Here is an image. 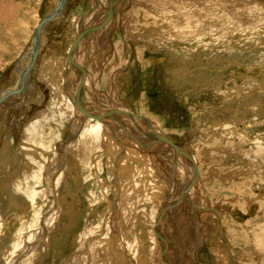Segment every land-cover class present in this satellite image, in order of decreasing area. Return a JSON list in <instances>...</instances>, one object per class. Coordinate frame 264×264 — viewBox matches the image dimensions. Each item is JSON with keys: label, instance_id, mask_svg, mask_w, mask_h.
Wrapping results in <instances>:
<instances>
[{"label": "rangeland", "instance_id": "rangeland-1", "mask_svg": "<svg viewBox=\"0 0 264 264\" xmlns=\"http://www.w3.org/2000/svg\"><path fill=\"white\" fill-rule=\"evenodd\" d=\"M16 1H0V13L9 17H0V39L6 47L0 50V88L15 87V60L30 48L34 28L57 0ZM132 1L125 0L128 7L123 5L125 10L101 27L96 52L87 63L89 73L83 74L93 92L90 97L100 96L105 108L124 107L144 116L160 132L184 143L195 162L200 171L197 203L218 212L223 233L214 213L202 212L205 222L199 221L189 206L194 192H189L191 203L182 205L175 197L166 209L165 226L176 247L198 264H264V25L224 34L220 27L201 31L205 23L200 22L195 27L201 33L192 36L191 22L168 11L179 12L193 5L190 1ZM253 3L264 7V0ZM88 6L89 0H67L61 16L44 27L30 78L35 96L17 110V103L8 107L5 132L0 117V135L7 139L0 140V185L20 166L26 173L22 171L19 188L0 190V264H11L31 241L32 249L20 264H160L157 258H168L167 253L158 254L155 219L169 191L184 186L186 178L183 161L172 147L151 142L154 146L146 147L156 153H147L145 145L115 133L124 142L126 152L121 153V145L103 126L98 141L88 143L82 137L71 144L73 161L65 164L67 157L57 152V145L68 144L78 112L71 113L73 106L54 87L64 76L76 16ZM102 11L84 18L83 25L93 23L95 16L94 22L99 20ZM179 36L183 39L175 38ZM28 109L32 113L25 117ZM38 111L46 114L30 121ZM134 123L135 137L145 143L153 140L144 124ZM56 162L65 166L55 188L58 206L45 232L41 222L52 202L45 169L52 170ZM251 206L247 219L238 221L232 215L236 209L248 213ZM102 216L106 226L100 224ZM170 216L173 221L167 224ZM174 224L176 229L170 226ZM43 233L46 241L34 243ZM189 259L177 260L189 264Z\"/></svg>", "mask_w": 264, "mask_h": 264}, {"label": "bare ground", "instance_id": "bare-ground-1", "mask_svg": "<svg viewBox=\"0 0 264 264\" xmlns=\"http://www.w3.org/2000/svg\"><path fill=\"white\" fill-rule=\"evenodd\" d=\"M167 1H166V3H168L167 5H169L171 7V3L170 2H172L174 0H172V1L170 0V2H167ZM179 1H181V0H179ZM186 1H190V3H193V5H191V6H189V5L184 6L183 8L180 9L179 12H177L176 10L173 11L172 9H168V11H172L173 13H175V17H178V18L182 17L183 18V19H181L182 22L183 21H189V23L191 22V24L193 25V29H192V31H190V35H192V36L193 35L199 36V34L201 33V31L206 32V28H208V30L215 31L216 30V27H220L221 29H223L222 30L223 33L224 34H227V33L231 32L233 30L243 29V27L244 28L246 27L245 29L248 28L249 30H252V29H260V27H262V25H259V23H262L264 25V20H261V17L262 16L264 17V7L263 8H260V7L256 6L253 3V0H233L232 2H228L226 0L228 3L226 1H225L226 3H224V2L218 1V0H186ZM66 2H67V0H65L64 4L60 8V10H58L56 16L54 18H52L50 21H48L40 29L39 39H38V48H37V53H36V55L34 57V60L36 59L37 54L39 52V45H40L39 42H40L42 30L44 29V27L48 23H50L51 21H55L58 17L61 16V13L63 11V8H64ZM124 2H125V0H89V6H88L87 9H85L86 11H84L83 13H80V14H78L76 16V19H79V22L76 24L77 29L75 30L74 37H75L76 33L78 32V30H82L84 28H88V27H91V26H94V25H98V27H96L92 32H90L87 35H85L79 41L78 45L70 53V60H71L70 63H69V61L65 57V60H64L65 62L63 63L64 76H63V78L61 80V83L58 84V85L55 84V87H54L55 90H56V92H57V94L60 95V96H64L68 100V103H70V105L73 106V108L71 107V110H72L71 113H74L75 110L78 112L77 116L73 117L74 118V122H75L74 123L75 126H74V130L72 131V136L70 135V139L68 140V144H66V145L65 144H63V145L60 144V145H57L56 146L58 148L57 152H59L60 154L62 153V157L63 158L64 157H67V158L63 159V161H65V164H66V160L73 161V157H71L73 155V153H72V155H70V152H72L70 150L71 149L70 148L71 147V144H74V145L77 144L82 137L86 138V140L88 141V143H91V141H98V138H99V135L98 134L101 131V129L103 128V126H106L107 128H105V129H108L110 131L111 135H109V136H111L113 138V140H115L117 143H119L121 145V147H122V150L120 151L121 153H125L126 152V149L124 148V142H122L121 137L120 138L117 137L115 135V133H117L118 135H123L124 134V136H127V138L134 139V141H136L140 146L141 145H143V146L145 145V148L146 149H147V147H150L151 148L152 146H154V145H152V143L155 144V143H158V142L159 143H162V144H165V145H168L169 147H172L169 143H165L162 140L157 139V137L155 135H153V133L155 132V133L162 134V135L166 136L165 134H163L162 132L159 131V129L155 126V124H153L152 122H150L148 119H147V121L144 120L143 119L144 116H139L136 113H134V114H136V116L134 118H130V117H128L124 113H119V115L116 114L115 116L105 118L104 121H106V122L104 124H102L98 120H95L93 118L86 117L74 105L75 93H76L77 87H78V85H79V83H80V81H81V79L83 77V74L86 75V73H89L88 72V64L87 63L89 62V59L91 58V56L93 57V52H96L95 48L97 47V44L99 43L98 41L100 40V35H101V31H102L101 27L104 26L108 22L109 19L114 18L117 15V13L121 12L122 10H125V7L127 5H126V2L125 3ZM57 3H58V0L56 1L55 5L52 8H54L57 5ZM131 4H133V1L132 0H131ZM123 5H126V6L123 7ZM167 5H166V7H168ZM120 6H122V7H120ZM109 8H111V10H112V11H110V12H112V15L109 16V18H107L108 13H110L109 12ZM100 9H103L104 10V12L102 11L103 13H102L101 18L99 20H97L96 22H94V20L96 19V16H95V18L93 20V23H90V24L84 26L82 20H84V18H90L88 16H92V18H93V16L95 14H97L100 11ZM173 9H175V7ZM189 13H190V16L187 17V15H189ZM176 20H178V19H175V18L172 19V21H176ZM85 22H87V21H85ZM102 22L104 24H102ZM200 22H204L205 23L204 26H203V29H200L201 31L199 29H196L197 25ZM100 24H102V25H100ZM187 33H189V32H187ZM187 33H184L182 36H185L186 35L187 37H189L190 35H187ZM94 35L96 36L95 38H93ZM88 36H90V38ZM182 36L175 37V38H179V39L182 38L183 39ZM74 37H73V39H74ZM87 38H89V40ZM81 42L84 43L83 44L84 50L82 51L81 55H79L80 48H82ZM31 46H32V37H31L30 48L26 52H24L17 59V61H16V67L15 68H16L17 71L19 70V76H20V74H22L23 72H25V79L23 81H21V80H19V76H17L18 78L16 77L17 79L15 81V83H16L15 87L14 86L8 87V88H5V89H3L1 91L2 93H4V92L6 94L9 93L8 94V97H6L5 101L4 100L2 101V97L1 96L3 94L0 92L1 93L0 94V98H1V101H0V109L3 110V114H1V112H0V117L3 118V121H2V124H1L2 125L1 129L2 130L4 129L3 126L6 127V124H5L6 119L5 118H6V110L8 109V107H10L11 104H15V102L20 104L21 101H24V103H25L27 101L26 99H28V101H29L31 98L34 97L32 92L28 91V93L30 92L29 95H27L28 93L24 92V89H26V86L28 88V83H29V80L31 78L32 70L30 71V69H27L29 65H27L26 62H25V64L27 66L23 63L25 66L23 68H21V66H22L21 65V62L23 60H25V59H27L28 61H30L29 64H31V68L33 66L34 60H33L32 63H31V60H30V58H31ZM85 54L88 55V57H86V59L84 60V58L82 59V57L85 56ZM81 59H82V61H81ZM83 68H84V70H82ZM85 81L86 80H85V77H84V82ZM21 82L24 85V89H23V87H20L18 91H15L14 93H13V91H11L13 94L10 93V90H17L16 88L18 86H21V84H22ZM91 84H92V88H94V85H93L94 83L91 82ZM62 89H63V91H64V93L66 95H64V93L61 92ZM80 93L82 95V104H83L85 110L88 111L91 114H102L106 110H125L124 107L123 108H119V107H113L112 106V107L105 108L107 106V104L106 105L103 104L105 101L104 102H101L102 99H101L100 96L97 97V98H96V96H94V97L92 96L93 99H91L92 97H90V96L93 94V92H92V94H90L89 86L86 85V82L84 83L83 88L81 89ZM106 98H108V97L106 96ZM109 101L111 103L112 100H109ZM94 105H96V109H93L92 108V107H94ZM62 106H63V103H62ZM69 109H70V107H69ZM126 111H129V110L126 109ZM41 114L45 115L46 113L43 112V111H40V112L38 111L37 112V115L35 117L32 116V118H30L29 120L30 121L35 120L36 117L39 116V115H41ZM123 116H126L127 118H129V121H127L129 124L126 123V119H125V117L123 118ZM123 119H124V121H123ZM91 120L92 121L94 120V124L92 123L93 125L90 126L89 121H91ZM135 121H138V122L144 124L143 126L145 128H148L150 130V132L152 133V135L154 136L155 139L151 137L153 140L152 141H149L148 140V142L145 143V141L143 139L141 140L138 137H135L132 134L133 129H135V128L131 127V124L136 125L134 123ZM76 123H77V125H76ZM114 124H116L119 128L118 127H117L118 129L115 128V125ZM31 125H33V124H31ZM26 126H28V125H26ZM139 127L142 129V126L139 125ZM76 135H78V136L76 137ZM166 137L169 140H171L172 142H175V143L180 144L181 145V148L185 152H187L184 143L179 142V141H174L172 138H170L168 136H166ZM2 139L4 140L3 142H5V140H7L6 137L0 138V140H2ZM146 144H147V147H146ZM64 145L66 146V148L68 147L69 149L68 150L67 149L65 150ZM129 145H130V143H129ZM132 146L135 147V145H131V147ZM61 148H63V150H61ZM140 149H142V148H140ZM152 150L153 149H147L146 152L147 153H156L155 151H152ZM169 154L170 155H174V153H172V152H169ZM180 157H181V159L183 161L184 170L186 172L185 173L186 174V178L183 181V183H184L183 185L184 186H182V187H177L176 186L177 187V188L175 187L176 189L173 187V189H171V191H169L170 193H169V195H167L165 197V200L163 202V207H161V212L162 213H161L160 218H159L158 226H156L157 234H159L161 236V238H162L161 241H160V243H159L160 244V247L157 249L158 254L160 255V254H164V253L166 254L167 253L166 255L168 257L167 260H165L162 255L160 256V258H157V260H158V262H160V264H164V261H165V264H167L169 262H170V264H182L177 259H178V257H180L181 259L184 258V262H185L186 256H189V258L191 259V261L189 262V264H198L197 261H196V259L193 256L189 255L190 254L189 252L184 251V250L179 249L178 247H176L175 237L173 235L171 237L170 236L171 234L168 235L167 228L165 226V224H166V220L165 219L167 218L166 209L170 205L169 203H171V201L175 197H178V199H179V196H181L183 189L189 183L191 177L193 176L195 167H196V170H197V173H198L197 180L195 181L194 185L189 188V191H187V194L185 196L181 197L179 199V201L181 200L182 205H186V204L191 203V202H189V203L187 202L186 196L188 195L189 192H194V197H193L192 203L189 206L193 210V207L191 205H194L198 211L199 210L201 211L200 213L197 214V212L195 210H193L195 212V214L197 216H199L198 217L199 218V221H201L203 223L205 222V219H203L204 217L201 215L202 212H212V213H214V215H216L217 219L220 222V230L219 231H221L223 233V224L221 222V218L222 217L218 214V212L216 210H214V209H211V208L207 207V206H205V207L199 206L198 203H197L198 197H199L198 196L199 195V192H198L199 186L197 185V182L199 183V176H200L199 174H200V171H198L195 162L190 158L191 156H189V158L188 157H185V156H180ZM176 161H177V159H176ZM56 163H58V162H56ZM67 163H68V161H67ZM71 163H73V162H71ZM117 163H118V161L115 164H117ZM65 164H64V162H61V164H59V163L58 164H55V167H53L52 170L50 168L45 169V170H47L46 171V174L48 173L47 176H46L47 177V185H48V188H49L50 196H52V202H51V206L49 207V210L47 212V215L45 217L43 216V218H42V222H41L42 223V227L41 228L43 229V231L48 230V228H47V221L49 222V220L53 217V215L56 212L55 210H56V208L58 206L57 205L58 198L56 196V191H55L56 189L55 188L57 186V180H58L60 174L64 170ZM53 166H54V163H53ZM21 167L22 166L16 168V170L13 169L14 171H12V172L10 171V173H14V174L11 175V176H9V178H8L7 181L5 180V182H2V185H0V190L3 187H6L8 189H10L11 187H13V188H19L20 187L19 181H21V180L23 181V179L25 178L22 175V171L24 172V170L21 171ZM29 172H31V171H29ZM17 173H21V174L20 175H17ZM193 187H194V190H192ZM189 194L191 195V193H189ZM13 197H14V195H13ZM179 201H178V203H179ZM263 207H264V205H263ZM253 210H254V207L251 206L250 209H248V213H242V214L246 215V217L244 219H247L249 217V215L253 213ZM231 211H232V209H231ZM109 212L110 211H107V213H109ZM107 213L105 215H107ZM232 215H233V212H232ZM171 218L172 217L170 216V220H169V222H167V224H171L170 223V221L172 220ZM244 219H242V220H244ZM237 220L240 221L239 219H237ZM107 221L108 220L106 218L103 221V216H102L101 219H100V224L103 222V225L105 224V226H106V222ZM194 222H196L195 219H194ZM161 225H162V227H161ZM204 225H203V227L205 228V226H207V225H205V226ZM170 226L171 227H174V229H176V225L175 226L170 225ZM209 227L207 229L211 230V227L210 228ZM44 234L45 233L41 234L40 239H39V237L36 238V240H35L34 243H37V241H39L41 239L43 241H46ZM103 235L106 236L105 233H103ZM99 239H101V238H99ZM31 243H32V241L31 242H28L27 244H24V246L20 249L21 251L19 253H17V255L14 257L13 262L11 264H20L19 262L22 259L21 257H23V256L25 257L26 255H28V253L32 249ZM34 243H33V245H34ZM82 243H84V241H82ZM262 252L264 253V250ZM11 254H13V253H11ZM230 254H232V253L230 252ZM184 255H186V256H184Z\"/></svg>", "mask_w": 264, "mask_h": 264}, {"label": "water", "instance_id": "water-1", "mask_svg": "<svg viewBox=\"0 0 264 264\" xmlns=\"http://www.w3.org/2000/svg\"><path fill=\"white\" fill-rule=\"evenodd\" d=\"M65 0H58L57 5L52 8L51 10H49L40 20V22L37 24V26L34 28L33 33H32V46H31V63L34 60V57L37 53V48H38V39H39V33H40V29L48 22L50 21L52 18H54L58 12V10H60V8L62 7V5L64 4ZM111 2V1H110ZM86 11V10H85ZM112 11L111 8H109V12ZM112 15V12L108 13L107 18H109V16ZM107 20V19H106ZM102 24H104L102 22ZM100 24V25H102ZM99 25V26H100ZM96 27H98V25H94L88 28H84L82 30H78V32L76 33L73 41L71 42V44L68 47L67 53H66V59L69 61V63L71 62L70 60V53L73 51V49L78 45L79 41L88 33L92 32ZM27 69H31V64H29ZM84 70V68L82 69ZM20 80L23 81L25 79V72H23L22 74H20L19 76ZM22 83V82H21ZM84 75L77 87V91L75 93V98H74V105L76 106V108L78 110H80L86 117L89 118H93L95 120H98L99 122H101L102 124H104L106 121H104L105 118L108 117H112L115 116L116 114L119 115V113H124L126 114L128 117L130 118H134L136 116V114H134L131 111H126V110H106L105 112H103L102 114H91L88 111L85 110L83 104H82V95L80 93L81 89L83 88L84 85ZM20 87L24 88L23 83L21 84V86H18L14 91H18ZM12 93V92H10ZM144 120L147 121V118L143 117ZM109 126V125H108ZM153 135H155L157 137V139L162 140L165 143H169L173 149L180 155V156H185L189 158V155L187 154V152H185L182 148L181 145L175 142H172L171 140H169L166 136L162 135V134H158V133H153ZM198 177V173L195 167L194 170V174L191 177L189 183L185 186V188L182 191L181 196H179V199L183 196H185L187 194L188 189L194 185L195 181L197 180ZM193 207V210H195L198 213H200L201 211L197 210L196 207L194 205H191ZM161 211L158 212L156 219H155V226H158L159 223V218L161 215ZM233 216L236 217L239 220H242L246 217V215L242 214L240 211H238L237 209L233 211ZM221 236V235H220ZM156 238L158 241H161V236L159 234H156ZM222 241L226 244L225 239L221 236Z\"/></svg>", "mask_w": 264, "mask_h": 264}, {"label": "crops", "instance_id": "crops-1", "mask_svg": "<svg viewBox=\"0 0 264 264\" xmlns=\"http://www.w3.org/2000/svg\"><path fill=\"white\" fill-rule=\"evenodd\" d=\"M0 1H1V0H0ZM9 1H10V0H9ZM11 1H16V0H11ZM16 2H17V1H16ZM0 17H1V18H5V17L7 18L8 16H5V15H3L2 13H0ZM8 18H9V17H8ZM3 41H4L3 38L0 39V50H5V48H6V47L4 46V44H3V43H4ZM15 61H16V60H15ZM17 78H18V77H17ZM17 78H16V79H17ZM30 84H31V85H30ZM32 87H33V88H32ZM37 88H38V87H37ZM33 89H35V86L32 85V83H31V79H30V80H29V83H28V88H27V86H26V89H24V92L28 93V91H30V92L33 93V96H35V93L33 92V91H34ZM36 90L43 91L44 93H46V92H48L49 89H45V90H43L42 88H41V89L38 88V89H36ZM30 92H29V93H30ZM29 93H28L27 95H29ZM43 98H45L44 95H41V98H40L39 101L42 102L41 105L44 103L43 106H45V102H44L45 100H43ZM22 102H23V101H21L20 104L17 103V104H18L17 107L14 106L13 109H14V110H17L18 107H22V106H21ZM15 103H16V102H15ZM38 106H39V105L37 104V108H38ZM31 112H32V109H28V110L24 111L23 114H25V117H27ZM26 121H27V120H26ZM4 132H5V130H4ZM0 138H2L1 135H0ZM115 170H117V169H115Z\"/></svg>", "mask_w": 264, "mask_h": 264}, {"label": "flooded vegetation", "instance_id": "flooded-vegetation-1", "mask_svg": "<svg viewBox=\"0 0 264 264\" xmlns=\"http://www.w3.org/2000/svg\"><path fill=\"white\" fill-rule=\"evenodd\" d=\"M16 61H17V60H16ZM16 61H15V63H14V66H15V67H16ZM35 61H36V59H35L34 62H33V66H32V68L34 67ZM29 62H30V61H27V65H29ZM27 65H26V66H27ZM32 68L30 69V71L32 70ZM14 69H15V70H14ZM13 70H14V72H13V74H11V75H13V77L16 78L17 76H19V70L17 71L16 68H13ZM32 76H33V75H31V77H32ZM5 88H6V87H4V86L1 87V88H0V92H1L3 89H5ZM9 90H10V89H9ZM11 91H13V93L15 92L14 90H10V92H11ZM1 93H2V92H1ZM1 93H0V94H1ZM13 93H12V94H13ZM2 94H3V95L1 96V97H2V101H3V100L5 101V99H6V97H8V94H9V93L6 94V93L4 92V93H2ZM0 101H1V98H0Z\"/></svg>", "mask_w": 264, "mask_h": 264}]
</instances>
